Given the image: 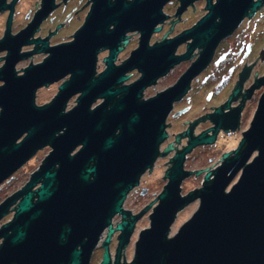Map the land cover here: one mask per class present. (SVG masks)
Here are the masks:
<instances>
[{"label":"water","instance_id":"1","mask_svg":"<svg viewBox=\"0 0 264 264\" xmlns=\"http://www.w3.org/2000/svg\"><path fill=\"white\" fill-rule=\"evenodd\" d=\"M166 1L94 0L74 39L46 48L49 54L44 61L20 75L14 68L17 57L9 51L0 67V184L38 150L51 149L41 156L44 159L29 181L0 202L4 222L0 264H87L107 226L111 234L113 216L122 213L124 217L117 225L121 246L128 242L137 218L151 208L153 203L128 221L129 211L122 206L132 209L131 203L124 202L127 194L158 156L172 149L171 144L159 148L173 101L210 60L218 40L239 22L247 3L218 0L211 4L208 0V13L193 28L154 43L167 34L162 32L149 45L152 33L160 28L157 25L166 18L162 13ZM135 30L140 31L139 45L126 61L114 65L121 40ZM189 38L186 53L174 55L178 44ZM197 46H203L199 58L174 86L140 99L146 86ZM100 49L109 52L106 67L96 76ZM134 68L141 76L115 87ZM67 75L50 102L51 98L37 100L48 102L45 105L34 103L37 88ZM77 93L75 106L65 111L67 100ZM98 98L104 100L91 108ZM214 115V133L200 134L171 158L149 225L141 227L135 243V259L125 264H264V94L239 143L223 149L231 152L207 171L203 185H190L182 193V181L191 173L184 169L186 153L200 143L212 142L223 125ZM215 164L206 165L207 169ZM196 199L199 205L175 233L169 232L178 212ZM14 205L13 218L3 219ZM108 241L109 237L105 244ZM100 264H109L107 251Z\"/></svg>","mask_w":264,"mask_h":264},{"label":"flooded vegetation","instance_id":"2","mask_svg":"<svg viewBox=\"0 0 264 264\" xmlns=\"http://www.w3.org/2000/svg\"><path fill=\"white\" fill-rule=\"evenodd\" d=\"M217 1L218 0H210V3L215 4ZM93 2L94 0H0V67L5 64L9 51L13 52V57H17L14 68L18 75L22 74L24 69L31 65H37L44 61L49 54V51L45 50L46 48L50 49L51 47L74 39L75 33L79 30L80 26L83 25L90 13ZM184 2H186L185 5L183 4ZM255 2H259V4L256 8H253ZM207 3L208 0H167L162 7V13L166 18L157 25L160 28L152 33L149 45L172 39L182 34L184 31L193 28L195 24L208 13L209 9L207 8ZM161 31L167 34L153 43V36ZM136 36L138 46L140 31L135 30L126 32L124 39L121 40L118 46V52L114 56V65H120L126 61L131 51L137 47L135 46L134 48L128 49V45H130L132 38ZM191 41L192 38H189L178 44L174 55L186 53L188 44ZM202 50L203 46H197L188 57L170 66L166 74L159 76L152 84L145 87L140 99H149L166 88L174 86L180 76L197 61ZM108 52V49H100L98 52L96 57V76L106 67L105 59ZM141 74L138 68L131 69L125 73V75H128V78L115 87H122L130 84L138 79ZM68 77V75L64 76L48 86L59 82L56 90L57 93L60 84ZM163 79L167 80V84H165L163 88L157 89L154 94H147L149 88H156ZM2 83L3 81H0V84ZM41 87L37 88L35 91L34 102L36 105L40 106L50 102L56 94L55 93L48 102L41 104L37 101V96L39 95V89ZM263 94L264 0H247L244 14L241 16L239 22L230 32L218 40L210 60L190 79L186 92L180 98L173 101L172 108L164 121L166 136L159 148L163 150L169 144L173 146L166 155L168 158L164 180H167L165 177L166 172L172 165L171 158L175 153L185 149L190 142L200 134L205 133L211 136V134L214 133L213 129L217 126V123L212 115L215 114L214 116L216 119H219L221 122L223 121V125L218 127L219 130L212 142L200 143L193 146V148L186 153L183 164L184 169L191 171L186 178L190 176L192 178V176H197L201 173H198L200 169L192 170L191 168V170H189L186 168L187 161L192 158L191 153L195 150H200L197 156H193L197 158L201 153L207 152V149H212L214 152L224 148L226 144L232 142L234 138L237 139L236 141L242 138L243 132H240V129H244L247 124H249L248 127H250ZM78 96L79 93L67 100L65 111L75 106ZM119 96L120 94H118L115 99ZM103 100L104 98L96 99L91 108H94ZM71 101H75V104H71L70 106ZM231 123L234 124V127L231 126ZM119 131L118 129L116 130L117 133ZM237 134H239V137ZM221 135L225 137L226 140L223 145L217 146L216 142ZM79 147L80 146H77L73 153H76ZM38 152L39 150L37 153ZM226 152L231 151L222 150L219 153L221 157L217 160L216 164L208 168L207 171H213L215 166L221 163L223 159L222 155ZM48 153H46V155ZM35 157H37L36 153L25 165L29 164ZM160 157L165 156H158L156 161L159 160ZM215 158V155H210L207 159L208 162H212ZM43 159L44 157L42 161ZM40 164H38L36 169L30 172L28 178L22 185L18 186V188L11 193L3 196L0 202L5 199V197L21 189L29 181L31 174L38 169ZM13 174L0 184V188L14 177ZM39 183L37 185H39ZM141 183L142 181H139L137 185L140 187L141 194H147L148 187H143ZM37 185H35L34 188H37ZM136 187H134V189ZM143 190H145V193H143ZM156 200H158V196ZM153 202L154 201H151V203ZM154 205L137 218L134 222V229L133 232L130 233L131 235L128 242L121 246L119 245L121 230L117 228V225L123 221L124 217L122 213L113 216L110 223L112 227L111 234H109L110 228L107 226L99 236L97 243L93 245L94 247L91 249L87 264H100L103 260L105 251H107L109 255V264H125L134 260L136 256L135 243L141 231L140 230L137 235L136 227L138 226V222L142 221L143 218L149 217ZM146 206L138 210H130L125 208L123 203V209L129 211V215L125 219L130 221L132 217L138 215ZM15 211L16 206L14 205L7 214L9 215L12 212L11 216L7 218L8 221L13 218ZM2 223H0V225ZM107 237H109V241L105 244ZM76 247L80 249L81 245ZM12 264L15 263L13 262Z\"/></svg>","mask_w":264,"mask_h":264},{"label":"rangeland","instance_id":"3","mask_svg":"<svg viewBox=\"0 0 264 264\" xmlns=\"http://www.w3.org/2000/svg\"><path fill=\"white\" fill-rule=\"evenodd\" d=\"M161 32L156 33L155 36H153V38H155L156 36H158ZM135 36V35H134ZM137 45V36L135 38H132V41L130 42V45H128V49L130 48H134ZM102 57V55H101ZM167 84V80L163 79L162 81L159 82V85H157L156 88H159L163 85ZM59 85V82L53 85H50L48 87H41L39 89V95L37 96L38 100L42 99H49L51 98L57 90V87ZM156 88H149L147 90V92L154 90ZM73 104V101L70 102V105ZM245 129V128H244ZM244 129H240V132H244ZM239 132V133H240ZM239 137V134H237ZM237 137V138H238ZM241 139V138H240ZM240 139H238V141H240ZM225 137H223L222 135L219 136L216 144L217 146H221L223 145L224 141H225ZM237 139H233L232 142H228V144H226L225 147L234 145V144H238V141H236ZM224 147V148H225ZM220 149L217 151H212V149H207L205 153H201L197 158L193 157V156H197V154H199L200 150H195L193 153H191V157L188 161H187V166H196L193 167V169L198 170L200 169V174L197 176H191L188 178H185V180L182 183V193H184L190 185H203V180H204V176L205 173L207 171V166L209 164H214L217 162V160L221 157V154L219 155V153L224 149ZM50 150V147H46V148H42L39 150V152H36L37 157H35L32 161H30L29 164L27 165H23L22 167H20L16 172H14V177L7 183L4 184V186H2L0 188V200L2 199L3 196H5L6 194H8L13 188L22 185L25 180L28 178V175L30 174V172L32 170H34L37 166V164L40 163L41 161V156L48 153ZM204 154V155H203ZM212 156L215 155L216 158L212 161V162H208V156ZM202 156V157H200ZM167 158L168 156L165 157H160L159 160L156 161L155 165L150 169L147 170L144 174H143V179H141L140 181H142V186L143 187H148V192L147 194H141L140 191V187H136L135 189L133 188L126 196L124 202L127 203H131V207L132 209H137V208H142L148 204L151 203V201H154L152 205L156 204L155 200L157 199L158 194L160 193L161 189L164 186V173L165 171H163V169L167 168ZM191 170V169H189ZM199 205V199L194 200L193 202H190L188 205H186L183 210H180L175 218V220H173V224L171 225V229L169 232H173L175 233L178 228L180 227V222L185 221V216L189 215L193 212V209H195L197 206ZM12 213V212H11ZM11 213L9 215H7L6 217H4L3 219H7L11 216ZM149 217L147 216L146 218H143L142 221L138 222V226L136 227V234L138 235V232L141 230V227H146L149 225ZM0 223H2V220L0 221ZM136 235V236H137Z\"/></svg>","mask_w":264,"mask_h":264},{"label":"bare ground","instance_id":"4","mask_svg":"<svg viewBox=\"0 0 264 264\" xmlns=\"http://www.w3.org/2000/svg\"><path fill=\"white\" fill-rule=\"evenodd\" d=\"M204 181V180H203Z\"/></svg>","mask_w":264,"mask_h":264}]
</instances>
